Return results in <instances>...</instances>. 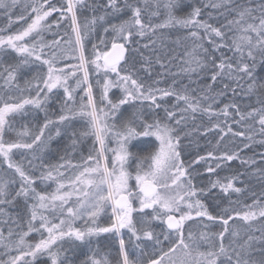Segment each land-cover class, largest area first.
I'll list each match as a JSON object with an SVG mask.
<instances>
[{
  "label": "snow or ice",
  "instance_id": "snow-or-ice-1",
  "mask_svg": "<svg viewBox=\"0 0 264 264\" xmlns=\"http://www.w3.org/2000/svg\"><path fill=\"white\" fill-rule=\"evenodd\" d=\"M181 7L0 0V264H264V190L244 179L264 188V153L243 155L264 146V0ZM213 130V150L186 161L190 137ZM233 161L242 170L193 183L195 165ZM215 189L229 206L213 214Z\"/></svg>",
  "mask_w": 264,
  "mask_h": 264
},
{
  "label": "trees",
  "instance_id": "trees-1",
  "mask_svg": "<svg viewBox=\"0 0 264 264\" xmlns=\"http://www.w3.org/2000/svg\"><path fill=\"white\" fill-rule=\"evenodd\" d=\"M189 3H194L197 6L200 5L201 0H181V4L182 7L179 11L181 12H186L189 9H187L185 7V5L189 4ZM7 25V21L5 18H0V28H4ZM19 27V24L13 25V29L15 30V28ZM11 31V30H10ZM8 34V33H6ZM185 34V30H180L178 32H174L171 39H175L176 35H180L183 36ZM93 42L95 41V38H93ZM147 41H141L140 45H137V47H140L142 51H145V54H147V50H144L142 48V44L146 43ZM169 47H175V45L171 44V40L169 41ZM8 57H4L5 61H8ZM154 59V58H153ZM137 67L140 66V63H142V61L140 60L139 55H137ZM173 71H176V69H173ZM156 72H163V69L160 68V66L158 64H154L153 65V78H160L161 79V84L159 85L160 87H166L168 84L171 83V77H156L155 73ZM143 74V72H142ZM257 74L259 76L264 77V67H258L257 68ZM187 82V81H185ZM2 83V82H0ZM116 95H119L118 90H113ZM231 94L229 93V96ZM224 102H227V99H225ZM51 103V107L53 111H58L59 110V103L56 102H50ZM243 103H251L255 106V98H252L251 100H249L248 98H244ZM220 107H223V105L221 104ZM124 110H128L127 106H124ZM224 118L221 117V121H223ZM41 122H42V114H41ZM215 122V121H213ZM229 123H231V119L229 118ZM205 123H207V118H205ZM79 125H77L78 127ZM210 126V125H209ZM233 130L234 131H239L242 130L240 128V126L238 125H233ZM190 139L193 141V143H191L186 152L184 153V159L186 161L192 160L194 158H196V156L199 155H205L208 151L213 150L214 146L216 145V141L219 139V135H218V130H213L211 132H208L207 135L204 134H194L192 137H190ZM242 138H236V142L240 143ZM260 138L257 137V140H259ZM67 143L66 139H62L60 137H57L53 142H52V147L53 148H57L58 146L62 147L63 145H65ZM185 144H188V140L184 141ZM91 147V141L88 140L85 142V144L83 146H81V151H84L86 153L87 148ZM225 147H227L229 150L233 147L232 143H231V137L226 136L224 138V140L221 142L220 145V149H217V152L223 150ZM260 153H264V146L259 145L258 143L253 145V147L251 149H245L243 155L246 157H251L255 155V158L257 159V161L259 162ZM213 166H215L213 164ZM4 168L7 167V165L3 166ZM195 174L194 175V179H193V183L196 184L198 187H202V186H206L208 181L211 180H216L217 177L219 176L220 178L226 177V176H231L235 171L237 170H242L240 169V165L238 161H233L230 162L227 165H222V167L220 169H217L216 173H208L206 171L207 165L204 164L203 162L199 165H195ZM246 180V183L249 185L250 188H252V190H254L257 194H259L262 190H264V188H262V182L257 178V177H252L251 179L245 177L244 178ZM237 186H242V185H237ZM231 199L232 200H236V199H240L246 203H251V196L249 192H245L239 196H237V194H231ZM204 203L206 205L209 206V210L213 212V214L216 213V211H218L220 208L223 207H228L229 206V198L228 196H226L224 193H222L219 189H215L212 191V193L208 194L207 196H205L203 198ZM238 207V206H237ZM10 211L13 212V214H15L16 212H23V204L21 202L20 206L18 208H13L10 209ZM231 223V221H230ZM237 224L238 225H242L243 222L237 220ZM254 226H259V222H254ZM193 227L195 228L196 225H193ZM157 231L160 230V227H157L156 229ZM215 230V229H214ZM256 235H259V233H255ZM101 243H106L105 241L101 240ZM112 251L114 252L115 250L112 249Z\"/></svg>",
  "mask_w": 264,
  "mask_h": 264
},
{
  "label": "rangeland",
  "instance_id": "rangeland-1",
  "mask_svg": "<svg viewBox=\"0 0 264 264\" xmlns=\"http://www.w3.org/2000/svg\"><path fill=\"white\" fill-rule=\"evenodd\" d=\"M193 225H195V224H193Z\"/></svg>",
  "mask_w": 264,
  "mask_h": 264
}]
</instances>
